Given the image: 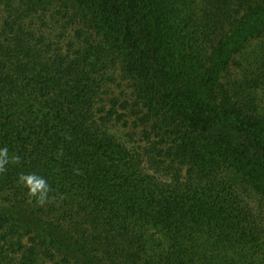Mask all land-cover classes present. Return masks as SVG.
Instances as JSON below:
<instances>
[{"label": "trees", "instance_id": "obj_1", "mask_svg": "<svg viewBox=\"0 0 264 264\" xmlns=\"http://www.w3.org/2000/svg\"><path fill=\"white\" fill-rule=\"evenodd\" d=\"M0 150V264H264V0H0Z\"/></svg>", "mask_w": 264, "mask_h": 264}, {"label": "clouds", "instance_id": "obj_2", "mask_svg": "<svg viewBox=\"0 0 264 264\" xmlns=\"http://www.w3.org/2000/svg\"><path fill=\"white\" fill-rule=\"evenodd\" d=\"M6 150H0V156H5ZM27 185L30 187L32 195H37L39 193V201L43 204L49 192V188L45 181L43 180H34V178L27 179Z\"/></svg>", "mask_w": 264, "mask_h": 264}, {"label": "rangeland", "instance_id": "obj_3", "mask_svg": "<svg viewBox=\"0 0 264 264\" xmlns=\"http://www.w3.org/2000/svg\"><path fill=\"white\" fill-rule=\"evenodd\" d=\"M257 45H258V43H256V42H254V43H252V44H249L248 46H247V48H246V50H245V52H246V56H248V55H250V54H252V52H254V50H256L257 49ZM244 57V56H243ZM242 57V58H243ZM245 61V60H244ZM151 232H156L155 230H153V229H151Z\"/></svg>", "mask_w": 264, "mask_h": 264}]
</instances>
